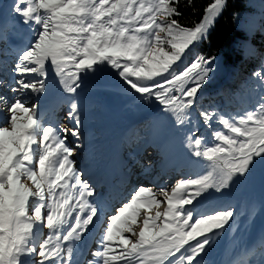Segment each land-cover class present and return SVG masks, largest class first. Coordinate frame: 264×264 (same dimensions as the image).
I'll use <instances>...</instances> for the list:
<instances>
[{"label":"snow or ice","instance_id":"snow-or-ice-1","mask_svg":"<svg viewBox=\"0 0 264 264\" xmlns=\"http://www.w3.org/2000/svg\"><path fill=\"white\" fill-rule=\"evenodd\" d=\"M227 2L211 0L202 18L187 26L178 19L181 0H13L7 16L27 26L31 37L17 52L8 87L39 97L48 90L51 69L68 94L72 127L46 124L38 105L25 106L19 98L9 104L0 94L6 109L0 116V264H202L234 210L194 216V202L264 162V95L243 115L203 107L199 94L215 58L189 61ZM105 68L140 99L160 105L208 171L170 190L138 186L101 220L104 205L74 153L84 146L78 90L84 77ZM253 76L264 81V71ZM197 113L207 128L222 125L210 143L197 136ZM164 204V212L151 215ZM98 227L101 236L90 251L88 239Z\"/></svg>","mask_w":264,"mask_h":264},{"label":"rangeland","instance_id":"rangeland-1","mask_svg":"<svg viewBox=\"0 0 264 264\" xmlns=\"http://www.w3.org/2000/svg\"><path fill=\"white\" fill-rule=\"evenodd\" d=\"M245 1L248 9L245 14L240 15L239 26L248 35H251L257 27V19L264 14V0ZM12 2L13 0H0V80L5 82L4 86H0V94L7 97L9 104L14 102V98H19L21 102L25 103V106L38 105V111L46 124L52 122L58 126L71 128L72 124L67 118L68 94L63 92L60 85L55 86L51 91L54 78H57L55 75L53 76L51 69L47 81L48 90L39 97L32 94L30 90L27 93H13L8 87L14 79L13 68L17 60V52L26 46L31 37L27 26L14 24L12 18L7 16L8 6ZM211 67L212 72L199 96L213 90L223 79L231 77V73L224 66L221 57L215 58ZM261 71H264V68ZM254 78L257 82L261 81L257 77ZM118 87L123 89V93ZM55 89L61 90L58 92L59 99L47 98V94ZM78 93L77 103L82 113L81 132L84 146L77 148L74 155L77 159V166L84 172V178L91 184L100 183L99 172L109 162L120 168L125 163L132 164L135 161H143L145 163L135 170L134 179L137 180L142 175L140 180L143 178L145 181L146 177H151L152 180L154 174L162 175L161 178L155 180L159 183L165 176L163 174L166 173L159 170L161 165L164 162H175L176 159H181L185 162L184 172L180 171L184 176L181 177V174H178V178L172 186L180 179L195 178L208 171V162L191 154V150L186 144L185 133L177 130L173 121L168 118V114L162 111L161 106L155 102L140 99L138 94H134L118 79L115 71L105 68L103 71L84 77ZM154 111H158V114L153 119L152 128L146 130ZM5 113V106L0 103V116ZM196 119L199 121L197 136L207 135L205 142H212L213 127L209 128L210 136H208L207 132H202L199 127L203 128L205 125L198 117V113ZM136 130H139V137L135 140L131 139ZM73 141L74 138L69 135V142L73 143ZM73 147H75L74 143ZM155 154L157 155L155 156ZM153 155L155 158L151 159L153 161L149 165L148 160ZM257 171L263 175L262 182L264 180V162L258 161L251 168L249 174L234 179L229 188L220 193L213 192L208 199L200 198L199 204L194 202L193 207L196 209L193 213L194 216L205 210L215 211L228 208L234 210L232 220L221 230V234L215 237L211 247L207 249L202 264H264V191L258 193L252 201L250 200L249 207H247L249 197L243 193L244 190L253 189L255 182L253 183L252 178L254 179ZM176 173H178L176 170H172V173L165 177L163 186L173 181ZM153 186L151 184L152 188H154ZM172 186L169 184L170 188ZM95 188L97 193L101 191L98 186ZM232 197L236 200H232ZM166 207L164 204L158 209L154 208L151 215H155L156 211L164 210ZM112 212L113 210L110 213L112 214ZM258 214L260 217H257ZM139 219L138 223H140ZM138 223L137 231L143 227L141 223ZM44 232L46 234L47 230L45 229ZM93 235L95 236L92 238ZM100 236L101 231L93 233L89 237L91 238L88 245L90 251L97 248ZM75 256L74 252V258ZM87 258L90 259L91 256L89 255Z\"/></svg>","mask_w":264,"mask_h":264},{"label":"trees","instance_id":"trees-1","mask_svg":"<svg viewBox=\"0 0 264 264\" xmlns=\"http://www.w3.org/2000/svg\"><path fill=\"white\" fill-rule=\"evenodd\" d=\"M210 2L211 0H192L189 4L188 0H181L180 11L183 15L178 18L179 21L187 26L198 22ZM247 9L245 0H228L224 12L215 21L207 38L195 46L189 56V61L198 55L206 58L221 57L224 66L231 73L230 78L223 79L213 90L199 96L201 106L216 108L224 115H243L247 111L254 110L260 97L264 95V81L257 82L253 76L254 72L264 68V14L257 19L254 33L248 35L239 26L240 15L245 14ZM118 79L122 81L119 77ZM118 89L123 93L121 87ZM157 114L158 111L151 114L146 130L152 128L153 119ZM199 127L202 132H207L210 136L209 128ZM212 127L214 131L216 128H222V125L213 123ZM141 128H144L143 125ZM139 135V130H136L130 138L135 140ZM204 137L207 139V135ZM257 174L254 179L252 178L253 183L255 182L253 189L243 191L249 197L247 207L251 205L250 200L264 191V180L261 182L263 175L258 171ZM231 199L236 200L234 197ZM257 217L260 215L258 214Z\"/></svg>","mask_w":264,"mask_h":264},{"label":"bare ground","instance_id":"bare-ground-1","mask_svg":"<svg viewBox=\"0 0 264 264\" xmlns=\"http://www.w3.org/2000/svg\"><path fill=\"white\" fill-rule=\"evenodd\" d=\"M54 76V74H53ZM60 85L58 82V78H54V82L52 83L51 86V91L52 89L57 86ZM61 86V85H60ZM61 90H53V92L48 93L47 94V98L52 99V100H56L59 99V94L58 92H60ZM61 94V93H60ZM121 138V137H120ZM157 154H155L156 156ZM155 156L153 155L152 157H150V160H148V163L150 165L151 159H154ZM158 159V158H156ZM145 163L143 161L140 162H133L131 163H125L124 165H121L120 168L116 167V164L114 165V163L109 162L106 164V166H104L103 168H101L100 172H99V177H100V183L93 185L94 187H99V189H101V191H98L97 193V197L99 199V201L104 205V210H105V216L110 213V206L111 204L114 205L115 203H118L120 200V198H122L120 195L121 193H123L124 190V194L123 196H127L128 194V198L131 194V192L136 189L138 186H145V187H149L151 186V183L149 182L151 180V177H146V180L144 181V179L142 178L140 180L141 177L143 176H139V179H134L135 176V170L137 168H140L142 166V164ZM160 171H162L163 173L166 172L167 174L162 178V181L160 183H158L157 185H159L161 187V185L163 186V181L165 180V177H167L168 175H170L172 173V170H176V176L175 179L173 181H170L167 185H164V187H167L169 189H171L169 187V184L172 186V184L176 181V179L178 178V174L182 177L184 175H182V173H180V171L184 172V168L183 165L180 163H178L177 161L175 162H169V163H163L161 165V167L159 168ZM174 174V173H173ZM156 176V174H154ZM162 175L156 176V177H160ZM150 179V180H149ZM151 188V187H149ZM111 214V213H110ZM108 214V215H110ZM106 217L102 216L101 220H105ZM141 219H143V216H141ZM139 219V222L142 224V220ZM138 223V224H140ZM136 227V226H135ZM100 231V228L98 227L97 229L93 230V233H97ZM92 233V234H93ZM95 235L92 236V238ZM91 237V236H90ZM91 238L88 239V245H89V241Z\"/></svg>","mask_w":264,"mask_h":264}]
</instances>
